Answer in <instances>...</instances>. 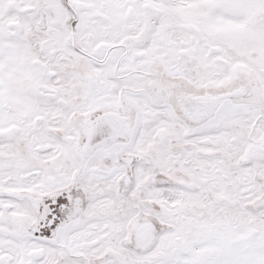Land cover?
<instances>
[{"label": "snow or ice", "instance_id": "obj_1", "mask_svg": "<svg viewBox=\"0 0 264 264\" xmlns=\"http://www.w3.org/2000/svg\"><path fill=\"white\" fill-rule=\"evenodd\" d=\"M0 264H264V0H0Z\"/></svg>", "mask_w": 264, "mask_h": 264}]
</instances>
